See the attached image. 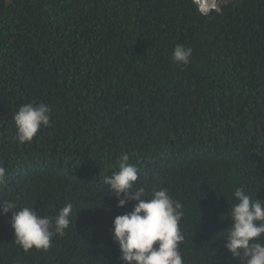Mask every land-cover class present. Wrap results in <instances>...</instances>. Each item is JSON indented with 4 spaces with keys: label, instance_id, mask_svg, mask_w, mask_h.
<instances>
[{
    "label": "trees",
    "instance_id": "trees-1",
    "mask_svg": "<svg viewBox=\"0 0 264 264\" xmlns=\"http://www.w3.org/2000/svg\"><path fill=\"white\" fill-rule=\"evenodd\" d=\"M27 103L51 124L21 144ZM124 152L149 198L184 205V264H240L221 236L236 187L264 200V0L209 14L195 0H0V205H73L48 249L25 251L0 214V264H125L113 220L137 202L118 207L103 182Z\"/></svg>",
    "mask_w": 264,
    "mask_h": 264
},
{
    "label": "clouds",
    "instance_id": "clouds-1",
    "mask_svg": "<svg viewBox=\"0 0 264 264\" xmlns=\"http://www.w3.org/2000/svg\"><path fill=\"white\" fill-rule=\"evenodd\" d=\"M211 7H215V0ZM192 53L191 47L177 44L171 59L187 65ZM13 120L15 139L21 144L31 142L42 127L50 126L51 108L45 103H27L18 108ZM129 159L128 153H122L116 161L119 170L103 180L118 198V207L137 202L133 210L113 220V239L119 245L121 259L125 264H184L180 251L184 240L180 228L184 205L164 188L154 189L149 198L145 187L136 183L139 169ZM6 175L7 170L0 166V182ZM233 195L237 203L227 212L232 222L221 236L224 246L240 264H264V200L253 199L243 187H236ZM72 211L70 203L60 208L55 217L41 215L34 204L17 208L15 201L4 200L0 205V214L11 212L9 223L14 229L15 243L25 251L33 247L48 249L52 237L63 236L69 228Z\"/></svg>",
    "mask_w": 264,
    "mask_h": 264
},
{
    "label": "water",
    "instance_id": "water-1",
    "mask_svg": "<svg viewBox=\"0 0 264 264\" xmlns=\"http://www.w3.org/2000/svg\"><path fill=\"white\" fill-rule=\"evenodd\" d=\"M235 1L236 0H215V7L212 8L211 5L213 3V0H195V2L204 14H209L214 9L218 12H221L223 6L231 4Z\"/></svg>",
    "mask_w": 264,
    "mask_h": 264
}]
</instances>
